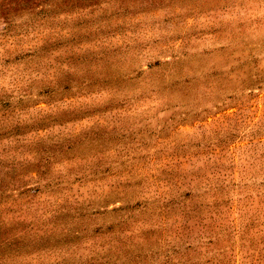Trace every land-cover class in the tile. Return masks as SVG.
Listing matches in <instances>:
<instances>
[{
  "label": "rangeland",
  "instance_id": "rangeland-1",
  "mask_svg": "<svg viewBox=\"0 0 264 264\" xmlns=\"http://www.w3.org/2000/svg\"><path fill=\"white\" fill-rule=\"evenodd\" d=\"M0 264H264V0H0Z\"/></svg>",
  "mask_w": 264,
  "mask_h": 264
}]
</instances>
